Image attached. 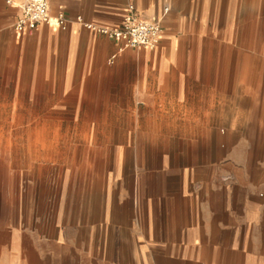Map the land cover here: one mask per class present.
<instances>
[{"label":"crops","instance_id":"0c3cea01","mask_svg":"<svg viewBox=\"0 0 264 264\" xmlns=\"http://www.w3.org/2000/svg\"><path fill=\"white\" fill-rule=\"evenodd\" d=\"M26 1L0 0V114L71 113L82 124H111L94 113L137 122L141 103L156 119L205 114L201 94L197 109L187 99L196 95L189 84L200 50L254 48L256 24L264 25V0H47L53 17L72 18L69 28L41 25L18 35L12 25ZM129 5L160 21L155 49L118 51L113 39L74 21L113 25ZM172 140L183 142L168 153H140L132 164L126 153L113 167L101 155L99 175L70 178L58 201L43 190L24 191L19 207L7 200L0 264H264V186L254 183L255 171L244 170L250 182L243 183L242 171L209 160L212 138L163 141ZM60 155L50 148L25 156L30 167Z\"/></svg>","mask_w":264,"mask_h":264},{"label":"rangeland","instance_id":"374dc122","mask_svg":"<svg viewBox=\"0 0 264 264\" xmlns=\"http://www.w3.org/2000/svg\"><path fill=\"white\" fill-rule=\"evenodd\" d=\"M257 27L262 30L261 41L251 43L254 48L200 50L203 62L191 66L189 84L196 95L187 99L197 109V94H201L205 114L160 113L156 119L144 103L135 114L137 122H123L126 114L89 115L112 118L111 124H82L72 120L77 114L71 113L0 114V209L11 199L19 207L26 190L35 191L36 196L43 190L50 200L58 201L70 178L86 180L93 173L99 175L101 155L113 167L118 165L119 155L126 153L132 164L140 153H168L183 142L163 141L171 137L212 138L209 160L224 169L242 171L238 179L243 183L250 182L244 170H254V183L261 181L264 186V25ZM231 54L237 57L234 64L228 63ZM82 116L78 114V118ZM183 118H198L201 124ZM216 141L222 144L221 153ZM50 148L60 152L58 161L32 160L29 167L25 156L29 149L32 156L39 157Z\"/></svg>","mask_w":264,"mask_h":264},{"label":"built area","instance_id":"2783aa9c","mask_svg":"<svg viewBox=\"0 0 264 264\" xmlns=\"http://www.w3.org/2000/svg\"><path fill=\"white\" fill-rule=\"evenodd\" d=\"M5 1L11 3V0ZM18 10L19 14L12 25L13 31L18 35L30 34L41 25L66 30L72 23V18L62 11L53 17L47 0H27L18 6ZM74 21L93 33L113 39L118 44V51L137 48L153 50L163 34L160 21L144 17L133 5L127 6L123 17L113 25L85 22L81 15H76ZM115 57L113 55L109 63Z\"/></svg>","mask_w":264,"mask_h":264}]
</instances>
